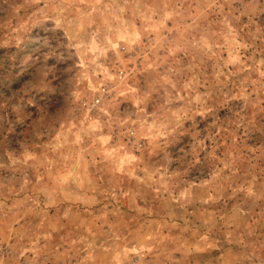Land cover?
<instances>
[{
    "label": "rangeland",
    "instance_id": "1",
    "mask_svg": "<svg viewBox=\"0 0 264 264\" xmlns=\"http://www.w3.org/2000/svg\"><path fill=\"white\" fill-rule=\"evenodd\" d=\"M0 264H264V0H0Z\"/></svg>",
    "mask_w": 264,
    "mask_h": 264
}]
</instances>
